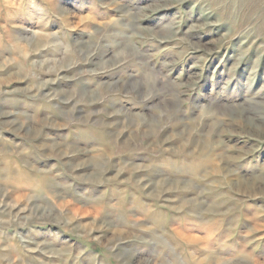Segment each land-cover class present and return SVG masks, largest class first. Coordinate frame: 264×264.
I'll use <instances>...</instances> for the list:
<instances>
[{"label":"rangeland","instance_id":"rangeland-1","mask_svg":"<svg viewBox=\"0 0 264 264\" xmlns=\"http://www.w3.org/2000/svg\"><path fill=\"white\" fill-rule=\"evenodd\" d=\"M0 264H264V0H0Z\"/></svg>","mask_w":264,"mask_h":264}]
</instances>
